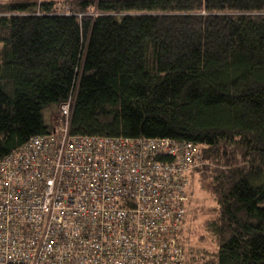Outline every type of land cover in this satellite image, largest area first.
<instances>
[{"label":"trees","instance_id":"16d2710c","mask_svg":"<svg viewBox=\"0 0 264 264\" xmlns=\"http://www.w3.org/2000/svg\"><path fill=\"white\" fill-rule=\"evenodd\" d=\"M69 97L71 134L199 145L215 249L186 216V264H264V0H0V158Z\"/></svg>","mask_w":264,"mask_h":264},{"label":"built area","instance_id":"2783aa9c","mask_svg":"<svg viewBox=\"0 0 264 264\" xmlns=\"http://www.w3.org/2000/svg\"><path fill=\"white\" fill-rule=\"evenodd\" d=\"M72 104L0 158V264H186L179 232L199 145L71 134Z\"/></svg>","mask_w":264,"mask_h":264},{"label":"rangeland","instance_id":"374dc122","mask_svg":"<svg viewBox=\"0 0 264 264\" xmlns=\"http://www.w3.org/2000/svg\"><path fill=\"white\" fill-rule=\"evenodd\" d=\"M73 0H52L54 6L58 11H68L70 10V4ZM87 13L95 15L96 10L94 7H90ZM54 110L47 109L45 111V120L47 123H52ZM194 181L192 184L193 198L192 202L189 203V212L187 218H191L189 221L192 226V239L191 243L203 250L211 252L215 249L214 240L211 235L204 229V221L209 219L213 213V204L210 194L203 190L198 182V177L194 176Z\"/></svg>","mask_w":264,"mask_h":264}]
</instances>
